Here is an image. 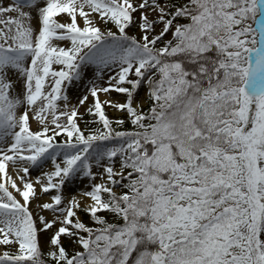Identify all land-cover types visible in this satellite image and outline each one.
<instances>
[{
    "label": "snow or ice",
    "instance_id": "snow-or-ice-1",
    "mask_svg": "<svg viewBox=\"0 0 264 264\" xmlns=\"http://www.w3.org/2000/svg\"><path fill=\"white\" fill-rule=\"evenodd\" d=\"M0 264H264V0H0Z\"/></svg>",
    "mask_w": 264,
    "mask_h": 264
},
{
    "label": "rangeland",
    "instance_id": "rangeland-1",
    "mask_svg": "<svg viewBox=\"0 0 264 264\" xmlns=\"http://www.w3.org/2000/svg\"><path fill=\"white\" fill-rule=\"evenodd\" d=\"M35 127V126H34Z\"/></svg>",
    "mask_w": 264,
    "mask_h": 264
}]
</instances>
